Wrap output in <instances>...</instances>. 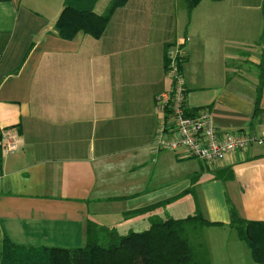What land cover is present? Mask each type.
Wrapping results in <instances>:
<instances>
[{"label":"crops","instance_id":"0c3cea01","mask_svg":"<svg viewBox=\"0 0 264 264\" xmlns=\"http://www.w3.org/2000/svg\"><path fill=\"white\" fill-rule=\"evenodd\" d=\"M113 1L0 0V128L20 139L0 168V251L6 236L28 248L84 246L88 219L120 234L122 222L140 232L165 214L201 213L222 223L198 234L210 264H264L230 226L232 209L264 222V143L213 164L153 145L178 42L188 109L207 108L224 131H261L264 0H201L188 21L180 0H127L102 37L57 35L66 2L105 13Z\"/></svg>","mask_w":264,"mask_h":264},{"label":"trees","instance_id":"16d2710c","mask_svg":"<svg viewBox=\"0 0 264 264\" xmlns=\"http://www.w3.org/2000/svg\"><path fill=\"white\" fill-rule=\"evenodd\" d=\"M185 1L191 12L201 0ZM126 2L127 0H114L105 13L78 9L66 2L55 23L57 35L71 39L83 31L94 38H100L105 33L113 12ZM262 38L264 39V33ZM259 68L260 82L256 98L258 108L264 81L263 61ZM194 113L188 112L190 115ZM1 140L0 135V143ZM1 164L0 153V168ZM166 203L167 201L151 205L134 213H148ZM210 224L222 223L211 222L201 213H196L184 218L154 219L149 229L121 235L114 228L88 219L84 246L28 248L14 244L6 236L1 242L0 264H210L203 244L197 240L198 243L194 246L191 241V237H198L201 229ZM230 226L246 242L253 258L264 263V222L245 220L232 209Z\"/></svg>","mask_w":264,"mask_h":264},{"label":"built area","instance_id":"2783aa9c","mask_svg":"<svg viewBox=\"0 0 264 264\" xmlns=\"http://www.w3.org/2000/svg\"><path fill=\"white\" fill-rule=\"evenodd\" d=\"M185 58L186 50L181 42L174 44L167 53L166 72L171 80V87L156 96L157 107L163 115L153 141L156 151L180 152L184 157L213 164L228 153L244 151L253 144L264 143V124L259 133L249 129L224 131L214 124L207 108H199L193 115L188 114V88L181 70V63ZM0 135L2 157L19 150L17 130L0 128Z\"/></svg>","mask_w":264,"mask_h":264},{"label":"rangeland","instance_id":"374dc122","mask_svg":"<svg viewBox=\"0 0 264 264\" xmlns=\"http://www.w3.org/2000/svg\"><path fill=\"white\" fill-rule=\"evenodd\" d=\"M178 7H177V10H178V12H179V15L180 16H185V18L187 19V21L190 19V16H189V12H188V9H187V5H186V3H185V0H180L179 1V5H177ZM196 213H193L192 215H195ZM169 215H163V217L164 218H167ZM118 220H121V219H119L118 218ZM120 225H119V227H120V230H119V232H120V234H122V235H125V234H128L130 231L129 230H127V231H124V228H123V226H124V222H122V223H119ZM126 225V224H125ZM137 228H142V227H137ZM200 238H198L197 236L195 237V239L193 238V237H191V241H192V244L194 245V246H196L197 245V240H199Z\"/></svg>","mask_w":264,"mask_h":264}]
</instances>
